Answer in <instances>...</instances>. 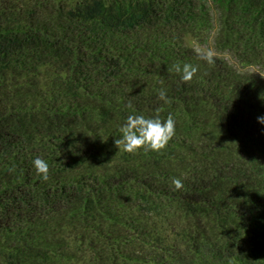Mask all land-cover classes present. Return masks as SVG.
<instances>
[{
	"label": "trees",
	"instance_id": "obj_1",
	"mask_svg": "<svg viewBox=\"0 0 264 264\" xmlns=\"http://www.w3.org/2000/svg\"><path fill=\"white\" fill-rule=\"evenodd\" d=\"M238 1L0 0V264H264V80L188 45L229 49ZM157 110L166 149L119 152L127 116Z\"/></svg>",
	"mask_w": 264,
	"mask_h": 264
},
{
	"label": "clouds",
	"instance_id": "obj_2",
	"mask_svg": "<svg viewBox=\"0 0 264 264\" xmlns=\"http://www.w3.org/2000/svg\"><path fill=\"white\" fill-rule=\"evenodd\" d=\"M200 59L205 60L208 64L214 63V52L208 50L200 53ZM181 73L184 82H190L198 72V66L185 63L173 65V69ZM160 99L168 102L166 92L161 89L159 92ZM260 124H264V116L257 117ZM120 137L115 139V145L120 151L132 154L140 150L161 152L166 149L169 142L176 135V121L169 115L166 120H161L159 110L155 117H146L143 114H131L126 118L125 123L119 128ZM34 167L37 174L43 181L49 178V164L46 160L37 157L34 160ZM172 184L175 189L183 188V182L179 178H172Z\"/></svg>",
	"mask_w": 264,
	"mask_h": 264
},
{
	"label": "rangeland",
	"instance_id": "obj_3",
	"mask_svg": "<svg viewBox=\"0 0 264 264\" xmlns=\"http://www.w3.org/2000/svg\"><path fill=\"white\" fill-rule=\"evenodd\" d=\"M256 1L251 0H239L234 12V22H235V36L233 40V44L229 49H227L224 53H220L216 51L214 48V45H208L206 43H199L194 38H190L188 41L189 47H191L193 50L197 51L198 53L206 52L208 50H212L214 52V57L220 58L223 60H228L229 64L232 65L234 68H238V70L247 73L248 75H251L252 77H255L257 79L264 80V49L262 52L256 53V56L254 57L255 63L252 65H247L245 68L242 67V65L236 66L235 65V57L238 54L240 50V44L241 39L245 38L246 33V27L245 22L248 19L250 12L255 6ZM237 64V62H236Z\"/></svg>",
	"mask_w": 264,
	"mask_h": 264
}]
</instances>
